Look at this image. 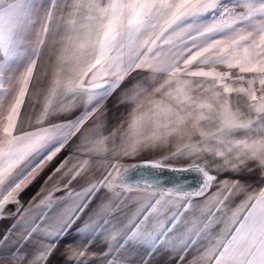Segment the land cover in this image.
<instances>
[{
	"label": "snow or ice",
	"instance_id": "obj_1",
	"mask_svg": "<svg viewBox=\"0 0 264 264\" xmlns=\"http://www.w3.org/2000/svg\"><path fill=\"white\" fill-rule=\"evenodd\" d=\"M12 217L0 264H264V0H0Z\"/></svg>",
	"mask_w": 264,
	"mask_h": 264
},
{
	"label": "crops",
	"instance_id": "obj_2",
	"mask_svg": "<svg viewBox=\"0 0 264 264\" xmlns=\"http://www.w3.org/2000/svg\"><path fill=\"white\" fill-rule=\"evenodd\" d=\"M38 186V185H37ZM35 187L28 189L25 193L22 194L21 196V203L26 205L29 197L34 194ZM14 204H10L7 207V210H14L15 209ZM12 219H15V217H12L11 219H0V233L4 232L11 224H12Z\"/></svg>",
	"mask_w": 264,
	"mask_h": 264
},
{
	"label": "rangeland",
	"instance_id": "obj_3",
	"mask_svg": "<svg viewBox=\"0 0 264 264\" xmlns=\"http://www.w3.org/2000/svg\"><path fill=\"white\" fill-rule=\"evenodd\" d=\"M7 210V209H6Z\"/></svg>",
	"mask_w": 264,
	"mask_h": 264
}]
</instances>
